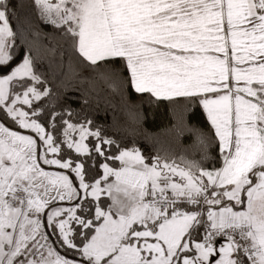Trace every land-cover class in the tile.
Returning a JSON list of instances; mask_svg holds the SVG:
<instances>
[{"label":"snow or ice","instance_id":"1","mask_svg":"<svg viewBox=\"0 0 264 264\" xmlns=\"http://www.w3.org/2000/svg\"><path fill=\"white\" fill-rule=\"evenodd\" d=\"M0 264H264V0H0Z\"/></svg>","mask_w":264,"mask_h":264},{"label":"trees","instance_id":"2","mask_svg":"<svg viewBox=\"0 0 264 264\" xmlns=\"http://www.w3.org/2000/svg\"><path fill=\"white\" fill-rule=\"evenodd\" d=\"M45 69H47V64L44 65ZM133 99H135V97H132ZM117 104H119V102L117 101ZM107 112V114H105ZM124 119L122 112L120 111L119 107H117L115 110L109 108L107 110H105L104 105H101V110L98 116V120L101 123L107 122L109 124H112L114 121L116 122H122ZM196 122V121H194ZM167 123V115L164 112V109H161L159 114L157 115V117L153 120L150 119L147 123V128L149 129V131H158V129L160 127H162L164 124ZM141 143H144L147 146V142L146 141H141Z\"/></svg>","mask_w":264,"mask_h":264}]
</instances>
